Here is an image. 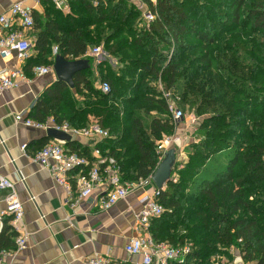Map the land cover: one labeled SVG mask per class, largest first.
<instances>
[{"label":"trees","instance_id":"obj_1","mask_svg":"<svg viewBox=\"0 0 264 264\" xmlns=\"http://www.w3.org/2000/svg\"><path fill=\"white\" fill-rule=\"evenodd\" d=\"M41 1L46 12L45 16L33 12L39 30L36 56L26 60L25 73L32 76L36 66L52 65L53 45L65 58L88 59L90 66L74 76L73 88L64 81L53 82L38 98L31 116L38 121L53 116L78 128L97 122L109 129L111 137L97 146L119 161L126 181L150 177L159 164L157 142L175 132L167 116L168 102L147 78H160L166 90L177 88L184 72L194 78L198 69L212 67V46L229 37L238 42L236 35L243 27H249L255 38L264 34V0H141L158 14L144 26L142 10L134 0H70L68 13L52 0ZM236 44L247 50L243 43ZM97 46L120 67L117 74L109 60L97 64L102 82L110 84L108 93L94 84L95 58L88 53ZM229 48L222 52H231ZM262 52V58H252L251 88L226 77L242 100L225 99L227 95L211 102L213 113L199 123L198 140L185 148L188 160L175 165L172 180L160 192L165 211L151 222L153 238L192 244L185 262L169 264H215L213 256H230L233 247L246 264H264V42ZM194 62L201 63L197 70L192 69ZM231 65L230 71L238 66ZM122 83L129 93L123 94ZM184 86L192 89V83ZM121 97L131 107L126 130L117 121L120 110L100 102L115 103ZM190 103L194 105L193 100ZM135 113L157 116L147 128ZM48 140H41L38 149ZM66 146L91 156L90 147L79 140ZM221 154L227 162L216 167L213 162ZM11 219L4 217L0 251L17 247L19 233Z\"/></svg>","mask_w":264,"mask_h":264},{"label":"crops","instance_id":"obj_2","mask_svg":"<svg viewBox=\"0 0 264 264\" xmlns=\"http://www.w3.org/2000/svg\"><path fill=\"white\" fill-rule=\"evenodd\" d=\"M17 1L0 0V15ZM134 2L138 7L141 4V0ZM34 10L45 16L46 5L41 1ZM70 10L62 11L68 13ZM27 33L35 45L39 30L34 27ZM92 49H89V56H93ZM35 56L33 48L29 58ZM104 59L116 67L115 59L108 53L100 61ZM25 64L26 61L19 60L16 55L9 58L0 55V70L8 66L21 68L25 76L19 78L16 87L0 94V174L15 184L24 206V226L29 233L28 245L15 257V264H89L88 259L95 252L112 256L118 261L141 264V256L130 257L125 245L131 237L144 233L137 226L135 215L142 208V197L152 193L156 186L148 184L136 190L108 211L99 210L95 194L76 206L67 202L66 189L21 150L22 144H26L32 155L41 140L47 138V131L17 123L16 114L25 113L32 117L38 98L57 79L55 74L36 76L34 70L29 76L24 71ZM97 64L95 58V74H98ZM197 140L192 137L185 142L184 148L182 146V163L188 160L185 148ZM5 194L6 191L0 188V209L6 207L3 201ZM236 264L246 263L238 255Z\"/></svg>","mask_w":264,"mask_h":264},{"label":"built area","instance_id":"obj_3","mask_svg":"<svg viewBox=\"0 0 264 264\" xmlns=\"http://www.w3.org/2000/svg\"><path fill=\"white\" fill-rule=\"evenodd\" d=\"M40 0H19L8 11L0 15V55L9 58L13 55L19 60L26 61L32 49L33 42L28 38V30L35 27L33 12ZM55 6L63 11L70 9V0H52ZM139 8L148 24L154 22L158 17L157 12L148 9L141 1ZM53 54L58 53V46L53 45ZM107 52L102 46L92 49V55L100 62L101 57ZM36 76L55 74L54 66L38 65L34 68ZM19 78H25L23 70L16 67H5L0 70V94L18 85ZM104 93L110 91L107 81L101 83ZM169 105V103H168ZM172 119L176 126L185 121L184 111L181 108L170 106ZM17 123H24L43 131L54 127L71 134L75 140L88 145L91 156L82 155L66 146V143L54 138L49 140L32 155L28 152L26 144H22L21 150L31 160L45 168L54 181L64 187L67 191V202L76 206L81 200L87 199L95 194L96 204L99 210L108 211L121 200H126L138 189L145 188L152 182V175L135 181L123 180V172L119 161L104 153L97 145L111 137L109 129L104 128L97 122L89 123L87 126L78 128L68 121L58 122L51 116L46 121H38L25 113L16 114ZM176 144L182 148L181 140H173L168 137L159 143L158 154L160 158L165 156L168 148ZM175 146V145H174ZM0 188L6 191L3 201L6 204L0 209V231L4 227V217L12 216L10 223L19 233L16 238V249L12 251H0V264H15V257L28 245L29 233L24 226V206L20 200L15 184L0 174ZM161 190L155 187L152 193H146L142 199V208L136 213L137 226L144 233L133 236L125 245V251L130 257L141 256V264H169L172 261L185 262L192 252V244L175 245L169 241H156L150 232L151 222L165 211L160 202ZM89 264H135L129 261H118L112 256L95 252L88 259Z\"/></svg>","mask_w":264,"mask_h":264},{"label":"rangeland","instance_id":"obj_4","mask_svg":"<svg viewBox=\"0 0 264 264\" xmlns=\"http://www.w3.org/2000/svg\"><path fill=\"white\" fill-rule=\"evenodd\" d=\"M156 3L155 0H152ZM145 3V2H144ZM148 9L152 10L146 3ZM153 11V10H152ZM155 13V11H153ZM142 24L149 25L145 18L142 16ZM237 40L236 43H243L247 50H242L236 44L231 37L224 39L219 44L214 45L211 47V53L214 55L212 56V67L210 69L205 70L203 67L205 65L202 63V69H198L197 75L194 78L190 77L189 71H186L182 74L179 80V87L173 88L171 90L165 89V84L162 82L160 78L155 79L153 76H149L147 78V83L149 86L156 88L157 92L160 94V98L164 99L169 103L170 106H175L181 108L184 111L185 121L181 122V125H175V132L172 135L165 134L162 137V140L157 142V144L161 143L163 140L167 139L168 137L173 138V140L180 139L181 145L185 146V142L188 139L197 138L198 135V126L199 123L204 120V118L208 117L210 114L213 113V108H210L211 102L218 100V98H222L224 96L229 95V98H236L242 100L237 94L234 92V87L228 85V81L226 77L229 75L234 82H236L237 86L241 87H250L249 79L251 73L253 71V67L255 63L252 61V58L256 56L257 58H262V42H264V34L255 38V35L250 31V28L243 27L237 33ZM232 39V40H231ZM191 43H195L196 40L190 41ZM230 46L231 52L224 53L222 49L227 48ZM229 48V49H230ZM227 49V50H229ZM226 51V50H225ZM197 55V54H195ZM105 58H108L106 56ZM105 60V59H104ZM113 60V59H112ZM114 64H116V72L117 74L120 73V67L118 61L113 60ZM233 65L237 64V68L234 71H230V68ZM201 64V63H199ZM198 62H194L192 64V69L200 68ZM253 66V67H252ZM229 70V71H228ZM201 71V72H200ZM229 72V73H228ZM233 72V73H232ZM102 82V76L100 74H95L94 84L96 88H100ZM187 83H192V89L185 87L184 85ZM122 83L123 94L129 93L128 89L126 88V84ZM251 88V87H250ZM132 94V93H131ZM83 96H81V100H83ZM125 98L121 97L118 98L117 101L106 103L100 101L102 104H106V106H114L120 110V115L118 117V122L122 125L123 129H128L131 119H129V115L127 112L131 111V107L127 105L124 101ZM191 100H193L194 105H191ZM224 102L220 104L223 106ZM134 116H139L145 122L146 127L148 128L150 122L157 116L155 114H144V113H135ZM172 119V113L169 110L167 113ZM173 120V119H172ZM174 123V122H173ZM198 139V138H197ZM128 143L125 144V146ZM176 146V144H172L171 146ZM182 149V148H181ZM184 157V156H183ZM182 152L179 154L178 162L182 163L183 161ZM227 156L225 154L219 155L218 159L213 162L214 166H222L226 164ZM161 158L159 159V162ZM149 185H154L153 181L149 183ZM231 255H215L212 257V261L215 264H236V260L238 255L241 256L240 251L233 247L230 249Z\"/></svg>","mask_w":264,"mask_h":264},{"label":"water","instance_id":"obj_5","mask_svg":"<svg viewBox=\"0 0 264 264\" xmlns=\"http://www.w3.org/2000/svg\"><path fill=\"white\" fill-rule=\"evenodd\" d=\"M54 71L56 80L64 81L69 84L72 88L75 86L74 76L89 68L90 62L88 59H75L70 60L60 54H56L54 57ZM47 137L54 138L64 143H68L74 140V137L63 130H58L54 127L47 129ZM182 150L180 147L170 146L159 162L158 166L152 174V181L154 185L162 190L170 180H172L173 170L178 162L179 154Z\"/></svg>","mask_w":264,"mask_h":264}]
</instances>
